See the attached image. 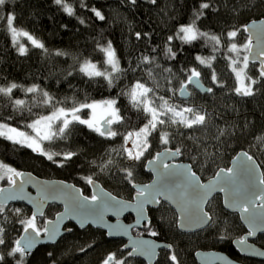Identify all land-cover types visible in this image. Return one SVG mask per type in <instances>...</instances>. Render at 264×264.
Masks as SVG:
<instances>
[{"label":"trees","instance_id":"16d2710c","mask_svg":"<svg viewBox=\"0 0 264 264\" xmlns=\"http://www.w3.org/2000/svg\"><path fill=\"white\" fill-rule=\"evenodd\" d=\"M205 2L210 8L203 9V15L196 19V14L201 12L200 4ZM65 3L72 7L73 15L66 13L55 0H8L0 7V87L6 88L12 83L19 86L11 95L0 93V122L33 135L27 125L56 107L68 109L83 103L116 100L115 107L122 120L113 123L111 129L117 135L100 136L87 125L74 124L64 138L42 143L43 150L53 155L54 160L0 137V164L30 171L42 178L72 182L87 195H90L87 178L91 177L126 199L134 196V183L151 180V174L144 169L145 161L164 148H179L180 160L191 163L203 181L213 177L220 168L228 167L242 150L258 161L264 173V78L259 75V64L248 63L247 77L257 81L253 85L255 94L241 96L234 91L237 79L233 71L248 54L244 49L248 43L245 26L251 20L264 17V0H156L155 4L151 0H136L135 4L131 0H65ZM92 9L100 11L105 18L100 20ZM9 13L15 15V26L43 43L46 51L32 45L24 36L13 41L4 20ZM193 21L200 32L219 37V44L204 37L191 43L176 38L180 27ZM237 29L235 38L227 36ZM136 33L141 34L139 39ZM168 37L173 39L169 41ZM109 42L115 49L120 69L112 72L111 84L103 76L89 77L80 70L86 61H91L99 70L111 72V65L105 63L106 56L100 50ZM233 43L237 45L239 56L229 51ZM21 45L27 49L26 54L18 51ZM169 48L175 53L174 57L168 54ZM145 56L151 58L154 67L144 62ZM229 57L236 61L235 65ZM208 63L211 68L206 66ZM159 67L168 71L166 78L171 80L174 90L186 82L191 69L201 73V81L213 91L200 93L190 88L189 99L183 100L178 90V97L196 112L206 114V122L186 128L166 120L152 133L146 156L130 166L124 151L125 137L140 130L150 116L133 105L129 93L137 82L152 90L153 87L161 89ZM213 69L218 83L211 79ZM32 86H37L38 91H25ZM43 93H48L54 104L44 103ZM17 99L24 100V105H15ZM80 115L88 117L89 109H83ZM163 133H168L167 145L160 142L159 136ZM66 152L76 155L65 161L62 154ZM126 169L133 172L131 181L125 177ZM0 175H4L2 170ZM8 184L7 176L0 179V188ZM6 209L12 211H6L0 219V225L5 228L6 244L0 246V252L4 253L23 233L19 220L32 215L31 209L21 203L6 206ZM15 209L21 210L20 215ZM60 210L61 206L50 205L45 215L36 220L38 227L43 229L45 222ZM207 210L211 223L197 233L185 234L177 227L175 211L161 202L157 208L149 210L151 225L148 229H134L133 233L171 244L170 249L160 251L155 264H175L169 259L172 253L179 264H197L195 252L198 250L222 251L247 264H264L261 260L241 257L235 250L233 240L242 237L246 228L238 214L223 207L220 195L211 200ZM72 226L71 232L56 244L39 246L28 255L26 264H102L109 253L124 256L122 240L107 238L103 230L92 227L81 230ZM151 231L158 235H151ZM255 243L264 248V234L259 235ZM5 264H15V259L6 256ZM127 264L145 263L128 257Z\"/></svg>","mask_w":264,"mask_h":264},{"label":"snow or ice","instance_id":"6c2138e0","mask_svg":"<svg viewBox=\"0 0 264 264\" xmlns=\"http://www.w3.org/2000/svg\"><path fill=\"white\" fill-rule=\"evenodd\" d=\"M8 3V0H0V7L5 6ZM57 5H61L63 10L69 15L74 14V10L71 6L65 3V0H55ZM131 3L135 4L136 0H131ZM151 3L155 4L156 0H151ZM201 12L196 14V19H199L201 15H203V9L210 8L209 3H201L200 4ZM94 14L100 19L103 20L105 17L103 14L96 10L92 9ZM14 13H9L4 20L8 26V30L12 33L13 41L15 42L17 37L24 36L27 37L32 45L35 47L45 49L43 43L37 41L34 37H32L28 32L22 31L18 29L15 22ZM83 23V21H81ZM254 24L256 22H253ZM195 21L189 25H182L179 31L176 34V38L181 39L185 43H191L201 37L211 39L216 44H219L220 38L217 36H209L208 33L200 32L194 26ZM245 31L248 30L247 26H245ZM239 29L233 30L227 33L229 38H235L238 34ZM147 35V34H146ZM137 38L139 39L141 34L136 33ZM173 37H168V40L171 41ZM251 39H249L248 43L244 45V49L250 51ZM106 56L105 63L111 65V72L101 71L97 68L95 64L91 61H86L80 68L85 75L89 77H105L109 83L112 82V72L119 71L118 60L116 59L115 49L112 48L111 42L108 43L107 47H102L100 49ZM18 51L23 55L26 54L27 49L21 45ZM46 51V49H45ZM230 52H237L239 56V50L237 45L233 43ZM168 54L172 57L175 56V53L172 52L171 48L167 50ZM60 54V53H57ZM260 57H264V51H261L259 54ZM144 62L151 63V58L145 56ZM201 63H204V60L200 57H197ZM212 59H215L213 57ZM231 60V57H229ZM233 65L236 64L235 60H231ZM248 56H244L242 59V67L240 71H237L235 67H233V71L236 73V79L238 81V86L234 88V91L241 96H252L254 95L253 85L257 83L256 80H251L249 78V82L245 83V76L242 75L244 69L248 67ZM207 67L211 68V64L208 63ZM200 75L201 73L197 71L195 68L190 70V75L187 77L186 82L179 89L180 95H187V86L189 84L195 85L199 88L200 85ZM259 75L261 78H264V60H261ZM211 79L213 82H217V77L215 75L214 69L212 70ZM19 87L17 84L12 83L8 87H0V93L5 95H11L12 90ZM28 93H34L38 91L37 86L28 87L25 89ZM208 92H212L213 89H206ZM152 92V89L147 88L144 84L137 82L131 89L129 96L130 100L135 107L141 108L144 113L150 116V119L147 120V123L135 133L137 139L143 134V142L137 144V149L135 152L132 149H125V153L127 158L133 161H138L143 157L144 152L151 146L148 141V137L152 135L153 132L158 131V126H163L165 124V119L161 117H171V123H179L183 127L193 128L194 126L204 125L206 122V114L196 112L193 108H181L177 110L176 107L168 105V101L164 100L163 97H160V105L161 109L158 111L157 107L152 106V101L148 99V93ZM46 104H54V100L52 97L48 95V93H43ZM25 101L17 99L14 101V104L17 106L24 105ZM104 107L107 111V118L104 119V124L100 123V119L96 117V109L98 107L97 103H83L78 106H73L71 108H63L56 107L54 111H52L47 116H41L34 120L31 124L27 125L28 128L32 129L35 133L34 136H29L28 133L19 130L16 127H11L8 123L0 122V137H4L13 143H19L21 145H25L29 148H32L33 151L38 152L47 157L48 160H54L53 155H50L48 152L44 151L42 148V143L44 141H53L55 139H61L66 136V134L70 133V126L74 124H83L87 125L88 128L93 131L99 133L100 136L106 137H115L117 132L112 131L111 125L113 123H118L122 120V117L119 116V109L115 107L116 100H108L103 102ZM83 109H90L92 112V116L89 119H82L80 116V112ZM188 114H192L189 117ZM43 125V128H41ZM223 134V133H221ZM133 133H128L125 139H131ZM160 142L167 145L169 143L168 133H163L159 136ZM179 155L181 154V150L176 148L174 152L166 149L165 153H157L154 157V161H159L158 166V177L160 179L157 180L155 184L152 185H141L137 187L136 199H137V224H145L146 230L151 225V221L145 217L144 211L145 206L147 204H160V198H164L165 200L175 202L181 211L182 221L190 222L193 214H196L200 218V223H208L211 220V217L207 212L204 211L203 205L207 198L209 192L213 190V188L218 187L220 191H226L228 186L234 183L235 172L233 169L229 168L227 170H221V172L217 173V180L214 185H204L201 184L196 179V173L191 170L190 167L186 166L181 168L179 165L169 164L165 162L162 158L165 155ZM63 159L65 161L70 160L73 156L76 155L74 152H66L63 153ZM154 161H149V164H152ZM252 161V157L245 154V159L241 161V169L244 172L250 173L252 168L255 167L254 162L249 164L248 162ZM55 162V161H54ZM60 166H63L61 162ZM0 170L4 172V175H0V179H4L7 176V180L12 186L13 189L19 188L20 191L23 190L25 183L31 182V177L29 176L25 179V175L23 172L16 170L15 168L9 167L6 164H0ZM10 173V175H8ZM125 177L130 181L133 178V172L130 169L125 170ZM171 177H181L182 184L181 185H173L169 182L168 178ZM19 180V185L17 181ZM87 183L94 184V181L91 177L87 178ZM259 184L264 185V173L260 174ZM41 194L43 197V201H46L50 197L52 199L59 198V194H63L62 190L51 188L49 186H41ZM5 189L0 188V194L4 193ZM236 194L239 197L238 200H234L233 203H237L240 207V210L243 213H246L249 218L250 225L255 226L258 219H261V222H264V212L257 213L255 208L264 209V189H261L257 199H250L249 197H256L257 193L248 192L244 189H237ZM24 197L16 195L14 192L9 193L5 196H0V219L4 218L6 211H12L6 209V203L9 200L23 199ZM250 205L253 207L250 209ZM131 205L125 204L122 201L117 200L115 197L109 196L108 194L97 195L93 194L90 198L83 197L81 199H74L72 208L73 210H83L86 217H93L95 222L96 220H102L105 211L115 209L116 214L119 215L120 212L124 211L126 208ZM231 206V205H229ZM17 215H20L21 210H14ZM43 215L42 212L39 213ZM37 213L33 212V214L27 219L19 220V223L23 225L24 235H21L18 239H16L7 253L0 252V264H5L6 256L12 257L15 259V264H26V257L31 254V249L34 248L36 243L38 242V238L41 235V231L47 234L49 240H54L55 237L59 234V225L58 223L52 225L51 221H48V225H52V227H48L47 225L41 229L36 224ZM61 217H58V221ZM81 226H83V221H81ZM183 227V223L181 224ZM109 231L107 233L108 236L114 235H126L128 232V228L131 226H127L121 229L119 226H108ZM153 236L158 235L157 232L151 231L150 233ZM249 235H255V231L249 233ZM5 236V228L3 225H0V246H4L6 244ZM245 241L242 240L241 244H244ZM125 248L128 245H124ZM159 247L152 241L148 240H140L133 242L132 250L127 253V257H117L115 252L109 253L103 260L102 264H127V258L133 255H145L149 258L157 255L156 248ZM166 247L171 248V245H167ZM83 251V249H82ZM51 255V254H49ZM17 256L19 259H16ZM169 259L175 264H179L177 260V256L175 253H172L169 256Z\"/></svg>","mask_w":264,"mask_h":264},{"label":"water","instance_id":"95a60500","mask_svg":"<svg viewBox=\"0 0 264 264\" xmlns=\"http://www.w3.org/2000/svg\"><path fill=\"white\" fill-rule=\"evenodd\" d=\"M253 22H256L255 24ZM248 30L245 31L246 35L248 36V41L251 39V45H250V51H248V60L249 63L252 64H259L261 65V60H264V57H260L259 54L261 51H264V17L257 19V20H251L246 24ZM200 79V78H199ZM192 86L196 91L200 93H208L206 89L209 87L206 86L200 79V87L197 88L193 84H189ZM187 95H179L183 100H188L191 91L189 90L187 86ZM101 124H104V120L101 122ZM171 150V152H174L175 150L172 148H164L161 151L157 153H165V150ZM156 153V154H157ZM155 154V155H156ZM245 154L252 157V161H249V164H252L254 162L255 167L252 168L250 173L244 172L240 165L241 161L245 159ZM155 155L147 159L145 161L144 167L146 172L151 174V180L146 183H134L133 185L141 186V185H152L157 182L160 177H158V166L159 161H154ZM165 162L169 164H175L179 165L181 168L183 167H190L193 172L196 173V179L204 185H214L215 181L217 180V173L221 172V170H227L229 168L233 169L235 172L234 177V183L229 185L226 191H220L218 187L213 188L211 192L208 193L207 198L205 200V203L203 205L204 211L208 213V215L211 217V214L207 210V207L211 200L216 196L220 195L222 199V205L223 207L232 213H236L239 216V219L241 223L246 228V233L242 237L235 238L233 240V246L235 250L240 254L242 257L246 258H252L264 261V248L259 246L254 242V240L261 234H264V222H261V219H258L255 226L250 225L249 218L246 213H243L240 210V207L237 203H233L234 200H238L239 197L236 194L237 189H244L248 192H255L257 193L256 197L250 196V199H257L258 203V196L261 191V189H264V185L259 184V177L260 174L263 173L262 168L258 161L247 151L242 150L239 151L230 161V164L228 167L220 168L216 174L209 178L208 180L203 181L202 178L199 176V174L195 171L191 163L186 161L180 160V154L179 155H165L162 157ZM149 161H154L152 164H149ZM25 175V179H27L29 176L31 177V182L25 183L23 190L20 191L17 187L16 189H13L10 183L8 185H5L1 188L5 189V192L0 194V196L8 195L9 193H15L18 196L24 197L23 199H16V200H9L6 203V206L21 203L29 207L33 212L37 213V218H42L45 215V212L47 208L50 205L56 204L58 206H61V211L58 212L53 219H50L48 221L52 222V225H55L58 223L59 225V234L55 237L54 240H49L46 233H43L38 238V242L34 246V248L31 249V253L35 251L39 246H46V245H54L56 244L64 235L68 234L71 229L67 228V225L69 223H72L79 229H86L88 227H92L94 229L103 230L106 233L107 238L109 239H116V240H123L125 241V245H128L127 248L123 247L125 250H132L133 242L140 241V240H148L154 242L159 247L156 248L157 255L149 258L145 255H133L132 257L141 259L146 264H155L159 253L163 249H168L166 247L167 245H171L168 242H162L154 239L153 237H137L133 234L132 230L134 228H142L143 223L137 224L138 214L136 210L137 206V199H136V193H137V187H133L135 190V195L132 199H126L123 197H119L112 193L111 191L107 190L103 187V185L98 182L95 179H92L94 181V184H89L90 190H91V196L93 194L102 195V194H108L109 196L115 197L117 200L124 202L125 204L131 205L130 207L126 208L124 211L120 212L119 215L116 214V210H108L104 212L103 219L102 220H96L93 222V217H86L83 210H73V200L74 199H81L83 197L90 198L91 196H87L83 193L82 188L75 185L72 182L62 180V179H48V178H42L30 171H21ZM169 182L173 185H181L182 184V178L181 177H171L168 178ZM17 184L19 185V180L17 181ZM41 186H49L51 188L62 190L63 194H59V198L52 199L51 197L47 199L46 201L43 200L42 194H41ZM164 202L167 205H169L176 213L177 215V227L180 232L185 234H194L197 233L204 228H206L212 221V217L210 222L201 224L200 218L198 215L193 214L191 217L190 222L182 221L181 218V211L177 204L175 202H171L168 200H165L164 198H160V203ZM231 205V206H229ZM159 205L155 204H147L145 206L144 215L150 220L149 216V209L157 208ZM250 209L253 207L252 205L249 206ZM255 211L257 213L264 212V209L255 208ZM42 212L43 215H40L39 213ZM132 216L133 221L130 223H127L124 219L127 216ZM58 217H61L58 221ZM45 223V226L52 227V225H48L47 222ZM81 221H83V226H81ZM151 221V220H150ZM183 223V227L181 224ZM119 226L121 229L131 226L128 228V232L126 235H114V236H108L107 233L109 231L108 226ZM255 231V235H249L250 232ZM24 235V232L22 233ZM244 240L245 243L241 244V241ZM195 260L197 264H245L231 256H229L227 253L222 251H216V250H198L195 253Z\"/></svg>","mask_w":264,"mask_h":264},{"label":"rangeland","instance_id":"374dc122","mask_svg":"<svg viewBox=\"0 0 264 264\" xmlns=\"http://www.w3.org/2000/svg\"><path fill=\"white\" fill-rule=\"evenodd\" d=\"M21 38H22V36H19V37H17L16 40L19 41ZM152 63H153V62L148 63V64L153 65ZM153 67H154V65H153ZM234 67H236L237 71H240V70H241V67H242V64H240V65H237V64H236ZM159 69L162 70V73H161V75H160V79H159V80L161 81V89H156L155 87H153L152 92L148 93V99H149L150 101H152V106H153V107H157V109H158V111H159V110L161 109L160 99H159V98H160V97H163L164 100L168 101V105L173 106V107H176L177 110H179V109H181V108H189V107L192 108L191 105H185V104L183 103V101L180 100V98L178 97V96H179V95H178V90H179L180 88L175 89V90L173 89V87L171 86V85H172L171 80H168V79L166 78V77H167L166 75H167L168 71L163 70L161 67H159ZM235 75H236V73H235ZM242 75L245 76V78H246V79H245V83L247 84V83L249 82V78L247 77V70H246V69L243 70ZM251 80H252V79H251ZM150 82L154 85V83H153L152 81H150ZM135 84H136V83H135ZM135 84H134V85H135ZM134 85H133V86H134ZM237 86H238V81H237ZM146 87L149 88V89H151V87H148V86H146ZM253 88H254V87H253ZM103 102H104V101L95 102V103L98 104V107H97V109H96V117H97L98 119H100V123H101L104 119L107 118V111H108V110L104 107ZM49 114H50V113H49ZM49 114H46V115H43V116H47V115H49ZM79 114H81V112H80ZM188 115H189V117H191L192 114H188ZM80 116H81V115H80ZM91 116H92V112H91V110L89 109V115H88V117H86V118L81 117V118H82V119H89V118H91ZM161 118L165 119V121H166V120H171L170 115H169V117H161ZM41 128H43V125H41ZM138 131H139V130H138ZM138 131L131 132V133H133V136H132L131 139H127V140H126L125 149H132L134 152H135L136 150H138L137 147H136L137 144L142 143V142H143V139H144L143 134H141V136L139 137V139L136 138L135 133L138 132ZM31 132L33 133V135H31V134H29V133H28V135H29V136H34L35 133L33 132L32 129H31ZM148 141H149V144L151 145V136L148 137ZM17 144H19V143H17ZM20 145H21V144H20ZM149 149H150V147L147 149V151L144 152V155H143V157H141V159H143V158L146 156V154H147V152L149 151ZM126 157H127V155H126ZM141 159H140V160H141ZM127 160H128V163H129L130 166H132V165H134L136 162L140 161V160H138V161H133V160H130V159H128V158H127ZM36 224H37V226H38V223H37V222H36Z\"/></svg>","mask_w":264,"mask_h":264},{"label":"flooded vegetation","instance_id":"af4514ba","mask_svg":"<svg viewBox=\"0 0 264 264\" xmlns=\"http://www.w3.org/2000/svg\"><path fill=\"white\" fill-rule=\"evenodd\" d=\"M188 88L190 89V88H192L190 85H188ZM144 169H145V167H144ZM146 171V170H145ZM152 178V177H151ZM84 193V192H83ZM136 193V192H135ZM85 194V193H84ZM85 195H87V194H85ZM135 195V194H134ZM87 196H91V190H90V195H87ZM133 198V197H132ZM131 198V199H132ZM56 205V204H55ZM62 209V208H61ZM150 210V209H149ZM61 211V210H60ZM59 211V212H60ZM53 219V218H52ZM37 220V219H36ZM50 220V219H49ZM127 223H130V222H132L133 221V217L132 216H127V217H125V219H124ZM150 220H151V218H150ZM48 221V220H47ZM46 223V222H45ZM73 224L72 223H69L68 225H67V228H70L71 230H72V226ZM45 226V225H44ZM75 226V225H74ZM145 227V224L143 225V227L142 228H144ZM142 228H134V229H142ZM133 229V230H134ZM81 230H84V229H81ZM133 230H132V232H133ZM71 232V231H70ZM44 232L43 231H41V235L43 234ZM134 234V233H133ZM135 235V234H134ZM135 236H137V237H151V236H138V235H135ZM123 241V240H122ZM254 242H255V240H254ZM124 245H125V241H123V244H122V248H121V250L122 251H124L125 252V254H124V256L123 257H127V253L129 252V250H125V249H123V247H124ZM168 249H170V248H168ZM164 250V249H163ZM196 253V252H195ZM160 254V253H159ZM126 255V256H125ZM240 255V254H239ZM117 257H119L118 256V254H117ZM120 257H121V255H120ZM132 257V256H131ZM242 257V256H241ZM134 258V257H133ZM244 258H246V257H244ZM250 259H252V258H250ZM141 260V259H140ZM240 261V260H239ZM144 262V261H143ZM157 262V261H156ZM241 262H243V261H241ZM145 263V262H144ZM243 263H245V262H243ZM146 264V263H145ZM245 264H247V263H245Z\"/></svg>","mask_w":264,"mask_h":264}]
</instances>
